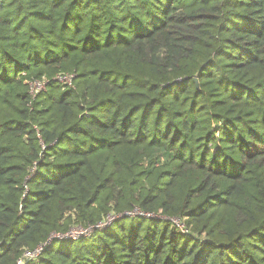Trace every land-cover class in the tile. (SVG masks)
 <instances>
[{
	"label": "trees",
	"instance_id": "obj_1",
	"mask_svg": "<svg viewBox=\"0 0 264 264\" xmlns=\"http://www.w3.org/2000/svg\"><path fill=\"white\" fill-rule=\"evenodd\" d=\"M41 244L24 264H264V0H0V264Z\"/></svg>",
	"mask_w": 264,
	"mask_h": 264
},
{
	"label": "built area",
	"instance_id": "obj_2",
	"mask_svg": "<svg viewBox=\"0 0 264 264\" xmlns=\"http://www.w3.org/2000/svg\"><path fill=\"white\" fill-rule=\"evenodd\" d=\"M53 80L57 81L59 83H62L66 86H73L74 74H58L57 76H55L53 78ZM49 82H50V79H47V78L31 80L29 82V88H30V92H31L32 96L35 97L40 92L46 90ZM123 216L150 217L151 214L149 212H144V211L139 210V209H135L133 211H128V212H125L124 214H120V215L111 214L103 222H100L94 226H89V227L79 226V227L72 228L71 230H69L68 232H65V233H54L51 240L54 238L75 240V239L80 238L81 236H89L86 234V232H88L90 229L96 230V229L106 228ZM172 220L175 223V225L177 227H179L180 230H182L183 232L187 231V229L185 228V224L180 219L174 218ZM44 246H45V244H41V245L37 246L32 251H29V250L26 251L24 254V258L20 259L18 264H24L25 259H36L44 251Z\"/></svg>",
	"mask_w": 264,
	"mask_h": 264
},
{
	"label": "rangeland",
	"instance_id": "obj_3",
	"mask_svg": "<svg viewBox=\"0 0 264 264\" xmlns=\"http://www.w3.org/2000/svg\"><path fill=\"white\" fill-rule=\"evenodd\" d=\"M182 227V226H181ZM186 228V226H185ZM104 229V228H103ZM94 229H90L88 232H86L87 235H92L94 233ZM188 231V230H187Z\"/></svg>",
	"mask_w": 264,
	"mask_h": 264
},
{
	"label": "water",
	"instance_id": "obj_4",
	"mask_svg": "<svg viewBox=\"0 0 264 264\" xmlns=\"http://www.w3.org/2000/svg\"><path fill=\"white\" fill-rule=\"evenodd\" d=\"M197 81V80H196Z\"/></svg>",
	"mask_w": 264,
	"mask_h": 264
}]
</instances>
